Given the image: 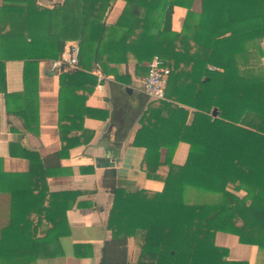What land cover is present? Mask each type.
Here are the masks:
<instances>
[{"label": "trees", "instance_id": "obj_1", "mask_svg": "<svg viewBox=\"0 0 264 264\" xmlns=\"http://www.w3.org/2000/svg\"><path fill=\"white\" fill-rule=\"evenodd\" d=\"M1 1L0 86L5 62L23 61V91L3 94L6 113L28 131L38 122V63L58 59L68 42L79 45L81 69L96 63L115 73L110 64L133 58L138 75L154 56L169 69L166 100L148 103L133 141L145 148L146 177L160 179L163 189L110 187L112 240L143 230L139 264H246L226 259L227 250L214 242L218 232L264 249V0H199L198 11L196 0H123L111 25L105 17L114 0H63L52 8L37 0ZM176 6L186 9L179 32L171 27ZM87 78L82 70L59 73L61 149L43 159L23 150L28 171L0 173V192L10 196L0 264L62 255L60 239L69 234L66 213L76 194L50 192L47 178L62 173L60 160L70 149L91 139L74 134L62 104L67 92L87 87ZM179 142L189 145L187 167L172 163ZM190 168L200 170L197 182ZM101 264H108L104 255Z\"/></svg>", "mask_w": 264, "mask_h": 264}, {"label": "crops", "instance_id": "obj_2", "mask_svg": "<svg viewBox=\"0 0 264 264\" xmlns=\"http://www.w3.org/2000/svg\"><path fill=\"white\" fill-rule=\"evenodd\" d=\"M43 7L52 8L63 0H37ZM2 1L0 0V5ZM123 0H114L106 13L107 25L114 24L123 7ZM200 8L199 0L193 10ZM186 9L174 7L171 27L181 30ZM76 41L68 42L66 45ZM65 45V46H66ZM264 52V41L261 43ZM143 62L136 74V61L128 59L119 65L110 64L115 73L104 72L96 63L87 64L82 70L89 78L85 88H73L63 99V114L69 123L73 122L74 134L82 139L91 136L89 143L69 150L68 156L60 160L62 173L47 178L50 192H74L76 198L66 213L69 234L61 237L62 255L48 259H37L35 264H101L104 255L108 264H139L144 231H134V237L112 240L108 229V218L113 206L114 195L110 187L123 189L128 193L139 190L161 192L160 179H148L142 169L145 148L133 144L140 128V118L151 101L141 92L140 81L147 72ZM264 69V56L260 59ZM24 62L6 61L4 64V86H0V173H24L28 171V161L22 157L23 150L35 152L40 159L61 149L58 130L59 72L51 70V61L38 63V122L31 131L25 129L22 120L6 113L3 92L17 94L23 91ZM146 69V70H145ZM102 73L104 81L96 88V73ZM89 93V88L91 87ZM82 119V120H81ZM189 145L179 142L172 156V163L186 165ZM166 148L159 149L160 162L164 161ZM187 167V166H185ZM196 168H190L192 174ZM186 170H188L186 168ZM114 171V175L106 172ZM199 169L195 171L196 182ZM192 201V193L189 194ZM211 199V198H209ZM8 193L0 192V230L9 218ZM208 200V199H203ZM215 245L227 250L226 259L246 264H264V249L254 245L240 244L231 234L216 233Z\"/></svg>", "mask_w": 264, "mask_h": 264}, {"label": "built area", "instance_id": "obj_3", "mask_svg": "<svg viewBox=\"0 0 264 264\" xmlns=\"http://www.w3.org/2000/svg\"><path fill=\"white\" fill-rule=\"evenodd\" d=\"M79 45L77 42L68 44L64 47L60 57L51 61V70L61 73L62 71H73L78 69ZM147 73L140 81L141 92L149 100H166L165 88L169 76V69L165 63L154 56L147 64ZM213 69V68H210ZM96 88L102 87L104 76L96 73Z\"/></svg>", "mask_w": 264, "mask_h": 264}, {"label": "water", "instance_id": "obj_4", "mask_svg": "<svg viewBox=\"0 0 264 264\" xmlns=\"http://www.w3.org/2000/svg\"><path fill=\"white\" fill-rule=\"evenodd\" d=\"M213 114L215 115L216 114V111L214 110Z\"/></svg>", "mask_w": 264, "mask_h": 264}]
</instances>
